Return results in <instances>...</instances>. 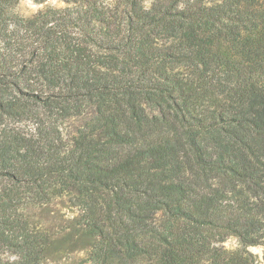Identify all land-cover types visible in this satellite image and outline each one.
Here are the masks:
<instances>
[{
  "label": "trees",
  "instance_id": "16d2710c",
  "mask_svg": "<svg viewBox=\"0 0 264 264\" xmlns=\"http://www.w3.org/2000/svg\"><path fill=\"white\" fill-rule=\"evenodd\" d=\"M62 1L0 0V264H257L264 0ZM55 200L59 231L19 212Z\"/></svg>",
  "mask_w": 264,
  "mask_h": 264
},
{
  "label": "rangeland",
  "instance_id": "374dc122",
  "mask_svg": "<svg viewBox=\"0 0 264 264\" xmlns=\"http://www.w3.org/2000/svg\"><path fill=\"white\" fill-rule=\"evenodd\" d=\"M153 0H144L148 6ZM67 6L62 0H44L42 3H37L33 0H19L13 8V13L22 18H30L39 11L52 9H63ZM93 116L92 110L88 109L84 114L78 117L65 120L60 125L61 134L65 139L73 136L78 129H80L86 121ZM24 216L30 219L37 227V224L43 228H49L52 231H59V226H66L68 220L73 219L77 215L75 208L70 207L66 202L55 200L48 204L37 205L27 203L19 208ZM223 250H235L239 247L238 240L235 237H228L223 242L217 244ZM247 250L255 257V263L264 264V245L251 246ZM83 254L79 253L76 257H68L57 260H48L44 264H88L81 262L80 258ZM0 257L3 260L14 261L16 256L8 252H2Z\"/></svg>",
  "mask_w": 264,
  "mask_h": 264
}]
</instances>
